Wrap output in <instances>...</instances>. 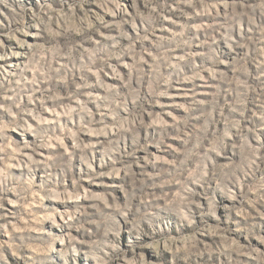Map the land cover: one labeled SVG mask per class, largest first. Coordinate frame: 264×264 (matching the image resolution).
I'll use <instances>...</instances> for the list:
<instances>
[{
  "label": "clouds",
  "instance_id": "clouds-1",
  "mask_svg": "<svg viewBox=\"0 0 264 264\" xmlns=\"http://www.w3.org/2000/svg\"><path fill=\"white\" fill-rule=\"evenodd\" d=\"M0 264H264V0H0Z\"/></svg>",
  "mask_w": 264,
  "mask_h": 264
}]
</instances>
